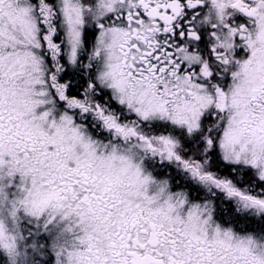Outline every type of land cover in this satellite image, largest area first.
Listing matches in <instances>:
<instances>
[{
	"label": "snow or ice",
	"instance_id": "6c2138e0",
	"mask_svg": "<svg viewBox=\"0 0 264 264\" xmlns=\"http://www.w3.org/2000/svg\"><path fill=\"white\" fill-rule=\"evenodd\" d=\"M0 264H264V0H0Z\"/></svg>",
	"mask_w": 264,
	"mask_h": 264
}]
</instances>
